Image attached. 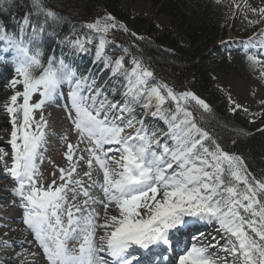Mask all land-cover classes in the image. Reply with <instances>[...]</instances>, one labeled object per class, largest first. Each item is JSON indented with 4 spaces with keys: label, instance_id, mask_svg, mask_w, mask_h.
Here are the masks:
<instances>
[{
    "label": "snow or ice",
    "instance_id": "snow-or-ice-1",
    "mask_svg": "<svg viewBox=\"0 0 264 264\" xmlns=\"http://www.w3.org/2000/svg\"><path fill=\"white\" fill-rule=\"evenodd\" d=\"M251 11L264 17V8ZM61 20L43 0H32V12L15 21L17 32L0 25V64L10 63L14 74L6 81L13 91L5 105L11 152L0 147V165L33 237L18 246L38 245L47 264H264V178L201 126L210 105L156 81L128 47L109 39L129 31L111 14L59 38L68 51L45 65L43 36H56L49 21ZM257 45L264 49V40L249 41L245 50ZM113 49L122 54L110 55ZM84 55L109 71L103 82L97 71L73 66ZM246 58L260 63L255 54ZM36 94L38 102H30ZM59 99L66 101L69 127L61 140L68 166L59 168V183L55 172L46 183L44 111ZM72 133L86 147L68 142ZM202 224L217 225L216 235L183 239ZM16 245L3 239L4 248Z\"/></svg>",
    "mask_w": 264,
    "mask_h": 264
},
{
    "label": "trees",
    "instance_id": "trees-1",
    "mask_svg": "<svg viewBox=\"0 0 264 264\" xmlns=\"http://www.w3.org/2000/svg\"><path fill=\"white\" fill-rule=\"evenodd\" d=\"M152 1L160 14L170 17L177 33L172 29L160 30L150 16L132 17L120 7L121 0H43L44 6L57 13L62 20L57 24L49 21L48 31H54L57 35L43 36L42 62L46 65L50 56L59 57L62 51H68L66 47L61 48L58 39L70 34L73 28L83 33L86 30L82 25L111 14L129 31H115L109 39L128 47L132 55L150 67L156 81L168 84L177 92L189 90L205 99L211 112L202 113L201 126L210 132L224 150L240 155L254 177L264 178L263 122L252 121L240 109L230 113L227 95L215 87L210 75L213 63L228 73L244 67L246 56L238 52L229 55L219 42L231 32L241 38L249 37L252 29L237 17L223 25L225 15L212 0ZM29 12H32V0H5L0 4V25L7 32H17L15 21L21 20ZM181 36L189 41V45L181 42ZM109 54L116 57L122 52L113 49ZM92 57L86 55L80 59L86 65ZM130 58L126 57V60ZM39 72L37 70L34 74L39 75Z\"/></svg>",
    "mask_w": 264,
    "mask_h": 264
},
{
    "label": "rangeland",
    "instance_id": "rangeland-1",
    "mask_svg": "<svg viewBox=\"0 0 264 264\" xmlns=\"http://www.w3.org/2000/svg\"><path fill=\"white\" fill-rule=\"evenodd\" d=\"M212 1L217 9L219 7L225 15L223 25L226 24L229 19L231 20L237 17L241 23L253 31L250 36L247 37L248 39L238 37L231 32L225 40L219 42V45H224L225 49L232 52L236 46L240 50H245V45L249 41L255 42L264 40V35H262V33H264V17H261L258 12L253 13L251 11L252 8H264V0ZM120 7H122L124 11H128L132 17H152L160 30L165 31L167 29H172L176 32V29L171 24L170 17L160 14L155 6V2L152 0H121ZM3 10L4 9H2V11ZM250 21L254 23H250ZM180 40L184 45H189V41L185 37L181 36ZM258 47V45L256 48L248 47L245 52L255 54L260 63L252 64V62L247 60L243 68L234 69L231 73L220 70L217 64L213 63L210 75L215 81V87L227 95L228 110L230 113H234L237 109L243 110L250 116L252 121H262V125L264 126V103H262V101H264V75H261L264 73V56L261 55ZM11 55L10 52L6 54L7 57H11ZM85 56L86 55H84V57ZM92 60L93 57L91 58V61ZM91 61L83 65V62L78 56L73 59V66L78 68V71L84 72L85 74L88 69L97 71L100 75V82H103V80L109 76V71H101L102 65L93 64ZM13 75L12 65L10 63L0 64V147H3L9 153L11 152V147L8 143L10 140L11 124L5 105L10 103V96L13 90L6 81L13 78ZM64 88L66 90V85ZM38 100L39 96L36 94L30 102H38ZM17 103H22V97L18 98ZM237 104L241 107L236 108ZM59 107V102H48L45 105L44 115L48 121V128L46 129L47 144L45 145L47 151H44L45 159L40 167L46 183L51 182L53 179L52 173L54 172L56 173L57 182L59 183V168H66L68 166V162L65 158L67 144L61 140V137L68 131L69 125L66 122L64 113L58 109ZM245 109L247 111H245ZM34 115L38 119L39 110H37ZM160 123L161 126H163L162 122ZM68 142L79 144L80 148L86 147L85 143H80L75 133L69 136ZM77 154L79 155L80 153L78 152ZM84 154L86 155V153ZM83 167L87 169L86 164H84ZM79 170L78 167V171ZM20 210L21 209H17L15 205L9 181L4 176L3 166L0 165V264H37L31 262L34 261L31 257L33 256V252L29 249L28 244H25V248L22 249H19L20 247L18 246V242L21 239H26L21 236L23 233L26 235V229L19 222ZM8 221L9 223L7 224ZM216 227L217 225H210V233H216ZM5 233H7L6 237ZM210 233L206 235L209 238L216 235ZM5 238L10 242L16 241L17 245L4 248L3 239ZM221 243H223V241H221ZM35 257H37L36 254ZM36 259L38 260L40 258L37 257ZM40 264L43 263L40 262Z\"/></svg>",
    "mask_w": 264,
    "mask_h": 264
},
{
    "label": "bare ground",
    "instance_id": "bare-ground-1",
    "mask_svg": "<svg viewBox=\"0 0 264 264\" xmlns=\"http://www.w3.org/2000/svg\"><path fill=\"white\" fill-rule=\"evenodd\" d=\"M6 129V128H5ZM8 203V202H7ZM11 207V206H10ZM15 225V224H14ZM16 225H18V224H16ZM205 225V227H204V231H203V233L205 234V236L207 235V234H209L210 233V231H211V229H210V225L211 226H213V225H215V224H204ZM212 234H216L215 232H211ZM210 233V234H211Z\"/></svg>",
    "mask_w": 264,
    "mask_h": 264
}]
</instances>
